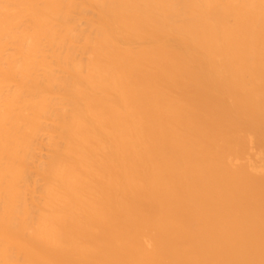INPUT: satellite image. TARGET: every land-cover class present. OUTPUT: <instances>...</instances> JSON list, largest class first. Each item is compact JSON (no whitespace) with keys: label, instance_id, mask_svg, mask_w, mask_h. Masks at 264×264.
I'll return each instance as SVG.
<instances>
[{"label":"bare ground","instance_id":"1","mask_svg":"<svg viewBox=\"0 0 264 264\" xmlns=\"http://www.w3.org/2000/svg\"><path fill=\"white\" fill-rule=\"evenodd\" d=\"M0 264H264V0H0Z\"/></svg>","mask_w":264,"mask_h":264}]
</instances>
